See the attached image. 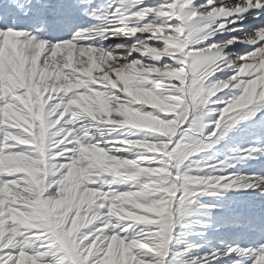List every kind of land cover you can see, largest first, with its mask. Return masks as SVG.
Masks as SVG:
<instances>
[{
    "label": "snow or ice",
    "instance_id": "6c2138e0",
    "mask_svg": "<svg viewBox=\"0 0 264 264\" xmlns=\"http://www.w3.org/2000/svg\"><path fill=\"white\" fill-rule=\"evenodd\" d=\"M0 264H264V0H0Z\"/></svg>",
    "mask_w": 264,
    "mask_h": 264
}]
</instances>
